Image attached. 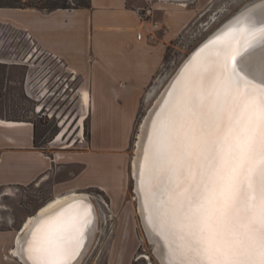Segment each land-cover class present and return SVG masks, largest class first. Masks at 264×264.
<instances>
[{
  "label": "snow or ice",
  "instance_id": "obj_1",
  "mask_svg": "<svg viewBox=\"0 0 264 264\" xmlns=\"http://www.w3.org/2000/svg\"><path fill=\"white\" fill-rule=\"evenodd\" d=\"M157 108L138 191L168 264H264V0L197 51ZM86 209L41 220L27 264H80Z\"/></svg>",
  "mask_w": 264,
  "mask_h": 264
},
{
  "label": "rangeland",
  "instance_id": "obj_2",
  "mask_svg": "<svg viewBox=\"0 0 264 264\" xmlns=\"http://www.w3.org/2000/svg\"><path fill=\"white\" fill-rule=\"evenodd\" d=\"M256 1L181 0L192 15L167 43L162 66L146 86L129 128L120 132L119 122H102L107 128L97 129L90 114L83 134L77 123L84 111V79L44 56L32 33L17 27L16 16L11 15L23 8L0 6V12L9 13L0 15V117L30 122L29 127L34 122L38 145L52 160L48 178L42 175L28 184L0 186V264L18 261L9 250L24 220L57 194L70 191L88 193L98 210V226L80 264H161L138 214L131 167L139 124L182 61L220 25ZM68 117L73 124L60 141L53 142L61 121ZM111 126L120 134L112 135ZM15 128L0 126V135Z\"/></svg>",
  "mask_w": 264,
  "mask_h": 264
},
{
  "label": "crops",
  "instance_id": "obj_3",
  "mask_svg": "<svg viewBox=\"0 0 264 264\" xmlns=\"http://www.w3.org/2000/svg\"><path fill=\"white\" fill-rule=\"evenodd\" d=\"M179 3L89 0L88 6L70 9H16L19 12L11 16H16L17 27L32 33L44 56L84 79L91 105L88 117L94 116L96 128L106 129L102 122H119L121 132L136 118L144 90L162 66L167 43L181 33L192 15V10ZM0 15L8 17L9 13L1 11ZM144 19L161 26L154 41L135 37ZM18 122L24 123L0 125L17 127L0 135V186L28 184L52 173L51 158L34 143V127L28 126L30 122ZM110 130L112 135L120 134L112 126ZM18 261L7 259L5 264H21Z\"/></svg>",
  "mask_w": 264,
  "mask_h": 264
},
{
  "label": "bare ground",
  "instance_id": "obj_4",
  "mask_svg": "<svg viewBox=\"0 0 264 264\" xmlns=\"http://www.w3.org/2000/svg\"><path fill=\"white\" fill-rule=\"evenodd\" d=\"M181 1V0H178ZM257 2H261V0H258L246 7H244L242 10H248V9H252L254 7V4H256ZM181 6H185L186 4L184 2H180L179 3ZM241 11V10H240ZM239 11V12H240ZM234 16V15H233ZM230 17V18H233ZM236 20V19H235ZM234 20V21H235ZM234 21H231V23H229V25L231 26L233 24ZM222 33V32H221ZM220 34V33H219ZM174 75V74H173ZM179 74H177L175 77L170 78L171 81L170 83H167L162 89L161 91L156 95V97L154 98V100L151 102L150 107L147 109L145 115L142 118V121L139 124L138 127V132H137V141H136V148H135V154L134 157L132 159V174L134 176V180H135V192H136V196H137V203H138V214L141 215L140 218H142V222L145 228V231L147 233L148 238L154 242L155 244V252L157 253L161 264H168V259L166 257V249H165V243L164 240H162L155 231H153L151 225L147 222V212L144 210V200L142 198V196L140 195L138 188H139V171H138V164L140 162V160L142 159V146L145 143V133L148 130V128L150 127V118L154 117L155 113L158 111L157 106L161 105L163 103L164 98H166L167 93L170 89V87L173 84V81L176 79V77ZM152 93H148V95H151ZM82 105L84 108V111L81 113V115H79L78 118V123H77V128L81 127V131L82 134L84 132V122L85 119L87 118L88 114H89V109H90V98H89V93L87 90H84L83 94H82ZM24 122H18V121H9V120H4L2 118H0V125L3 126H11V125H15V124H23ZM73 124V119L70 117H68L66 120H62L60 123V126L62 127L55 135V138L53 139V142H58L63 138V135L65 134V132L67 131V129L69 128V126L71 127V125ZM72 132V131H71ZM76 140L70 144H67L66 147H71L75 144ZM75 198H84L86 200H90L92 202V204L95 206V224L93 227V230L90 231V237H89V241L87 242V245L85 247V250L82 252V255L80 256V261L81 258L83 256V254L85 253L86 249L89 247V245L91 244V240L93 238L94 232L97 229L98 226V210L96 207V204L94 203V201L92 200V198L90 197V195L88 193L85 192H70L68 194H64V195H60V196H55L52 199L48 200L47 202H45L44 204H42L36 211L38 212L39 215H43V214H47L48 212H50L51 210H53L54 208H56L57 206H59L61 203L66 202L67 200L70 199H75ZM75 212V211H80L81 214L84 212V208L81 207L79 204L75 203L74 206L72 208L69 209V212ZM35 214V213H34ZM29 215L21 230H19V232L17 231L16 235H15V243L13 245V247H11V249L9 250V253H11L17 260L20 261L19 256L21 257L20 254V250H19V243H18V238L20 237V232L25 228H30L31 224L35 221V215ZM94 217V216H93ZM45 219V218H43ZM42 219V220H43ZM21 262V261H20ZM151 262V261H150ZM151 264V263H150Z\"/></svg>",
  "mask_w": 264,
  "mask_h": 264
},
{
  "label": "water",
  "instance_id": "obj_5",
  "mask_svg": "<svg viewBox=\"0 0 264 264\" xmlns=\"http://www.w3.org/2000/svg\"><path fill=\"white\" fill-rule=\"evenodd\" d=\"M261 2H257L254 5H259ZM244 10H241L240 12H237L233 18H229L227 21H225L222 25H220L203 43H201L196 49H194L180 64V66L178 67V69L176 70V72L174 73V75L172 77H175L177 74L180 73L181 69L184 67V65L193 58V56L197 53V51L204 45L206 44L208 41L212 40L214 37H216L217 35H219V33L225 31L230 25L229 23H231V21H234L235 19H237L238 17H240L241 13H243ZM171 77V78H172ZM171 79L169 80L168 83H170ZM78 201H83L85 203V207L84 208V212L87 210L86 206L90 205L91 206V215L89 217V219H91L92 223L89 226L88 230H87V235L85 237L84 240V248L82 249V252L85 250V247L87 245V242L89 241V237H90V231L93 230L94 224H95V206L92 204V202L90 200H86L84 198H75V199H70L67 200L66 202L61 203L59 206H57L56 208H54L53 210H51L50 212H48L47 214H43V215H39L38 214V210L35 212V221L31 224L30 228L27 229H23L20 232V237L18 238V245H19V250H20V254L21 257L19 256V259L21 261V264H27L26 261V257L22 254L21 252V248L24 246V242L29 238L31 230L33 228L36 227V225L43 219L46 218L48 216H55L57 213H60L62 210H64L65 212H69V205H73L78 202ZM71 212V211H70ZM83 214V213H82ZM94 216V217H93ZM154 254L156 256V258L158 259V261L160 262V259L157 255V253L154 251ZM161 263V262H160Z\"/></svg>",
  "mask_w": 264,
  "mask_h": 264
},
{
  "label": "trees",
  "instance_id": "obj_6",
  "mask_svg": "<svg viewBox=\"0 0 264 264\" xmlns=\"http://www.w3.org/2000/svg\"><path fill=\"white\" fill-rule=\"evenodd\" d=\"M89 0H0L1 7L15 8H34L44 11H51L57 8H76L80 6H88ZM88 117V116H87ZM2 118V117H0ZM34 125V143L37 146L36 125ZM41 206V205H40Z\"/></svg>",
  "mask_w": 264,
  "mask_h": 264
},
{
  "label": "built area",
  "instance_id": "obj_7",
  "mask_svg": "<svg viewBox=\"0 0 264 264\" xmlns=\"http://www.w3.org/2000/svg\"><path fill=\"white\" fill-rule=\"evenodd\" d=\"M161 26L157 21H149L147 19L143 20L142 25L139 27V29L135 32V37L139 41L143 42H149L154 41L157 36L158 30H160ZM67 87V84L65 88ZM41 108L37 110V112L40 111Z\"/></svg>",
  "mask_w": 264,
  "mask_h": 264
}]
</instances>
